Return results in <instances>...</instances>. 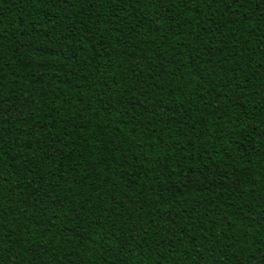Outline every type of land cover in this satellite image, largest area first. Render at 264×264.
Returning <instances> with one entry per match:
<instances>
[{"label":"trees","instance_id":"1","mask_svg":"<svg viewBox=\"0 0 264 264\" xmlns=\"http://www.w3.org/2000/svg\"><path fill=\"white\" fill-rule=\"evenodd\" d=\"M0 264H264V0H0Z\"/></svg>","mask_w":264,"mask_h":264}]
</instances>
